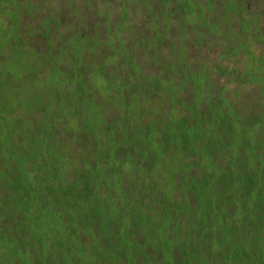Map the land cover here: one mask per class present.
Returning a JSON list of instances; mask_svg holds the SVG:
<instances>
[{
    "label": "trees",
    "instance_id": "trees-1",
    "mask_svg": "<svg viewBox=\"0 0 264 264\" xmlns=\"http://www.w3.org/2000/svg\"><path fill=\"white\" fill-rule=\"evenodd\" d=\"M4 1L0 264H264L263 0H161L163 19L138 10L150 28L123 9L130 30L106 42L121 53L57 72L39 54L60 16Z\"/></svg>",
    "mask_w": 264,
    "mask_h": 264
},
{
    "label": "rangeland",
    "instance_id": "rangeland-1",
    "mask_svg": "<svg viewBox=\"0 0 264 264\" xmlns=\"http://www.w3.org/2000/svg\"><path fill=\"white\" fill-rule=\"evenodd\" d=\"M93 1L94 0H33V2L40 3V7L36 6L34 9V11H39V16L45 15L49 11V7L60 16L58 20H60L61 23L55 28L56 41L52 46V52L44 51L39 54V58H43L51 63L52 71H59L58 65L61 63L60 57H63L66 60L69 54L72 55L73 59L66 61L69 67L75 68V59L77 55L81 54V52L87 54L90 59L92 57L90 53L92 52L94 54H99V52H102L104 49L109 50L107 49L106 42L108 43V40H118L120 34L128 32L130 28L127 27V25H140L139 27H141L146 23V26L150 28L154 25V20L150 19V21L146 22L149 20V16L145 15L147 17H144L142 14L138 13V10L140 12L147 10L149 3L151 5L156 3L155 5L158 15L161 19L164 18L161 0H100L101 2L98 3H93ZM170 2L174 3L173 1ZM1 5L0 18L4 21L11 20V15H6L8 10L5 8V6H10L9 1H4ZM180 5L179 2L175 4L176 12L178 8H181ZM188 5L190 13L181 17L180 26L183 28L185 25H189L192 28V31H195L198 25L205 22V20L202 16L203 14L199 11V5L195 4L193 1H190ZM259 5V11H262L261 15L264 17V0L259 3ZM173 6L174 4H172L171 7ZM123 9L127 12L126 18L124 19V22L127 24L126 26L118 22L122 20ZM105 15L108 17L107 23L103 22ZM36 18L37 16L35 15L30 18L28 17L26 24L29 28H31L34 23L38 22ZM22 19L23 17H21V20ZM6 23L8 25L9 22ZM67 24H74L77 29L71 32V28L68 27ZM107 26L111 28L110 32ZM233 26L237 27V23H234ZM82 27L87 29L84 30ZM232 31V34L237 37V39L246 36V39L249 38L248 31H243L242 29L237 30V28ZM81 32L84 33L81 34ZM123 38H125V35H123ZM6 40L7 38L5 36L0 35L1 43H4ZM30 40L32 41L31 47L42 48L43 45L44 48L46 46V41H41V38L31 37ZM86 43L88 44L87 47L84 46ZM219 47L220 46L215 47L214 49L205 47V53L208 56L210 55L209 57L215 56ZM121 50L122 49H118L117 46H114L109 51L111 54H115L117 52L121 53ZM5 60L7 61V59ZM109 60L110 58H105L104 62H109ZM22 66L28 67L27 63H23ZM91 68L93 69V64L91 65L87 62L88 70L86 71H91ZM18 69L21 68L19 66L14 68L15 71Z\"/></svg>",
    "mask_w": 264,
    "mask_h": 264
},
{
    "label": "flooded vegetation",
    "instance_id": "flooded-vegetation-1",
    "mask_svg": "<svg viewBox=\"0 0 264 264\" xmlns=\"http://www.w3.org/2000/svg\"><path fill=\"white\" fill-rule=\"evenodd\" d=\"M94 2H95V3H98V2H101V1H100V0H94L93 3H94Z\"/></svg>",
    "mask_w": 264,
    "mask_h": 264
}]
</instances>
